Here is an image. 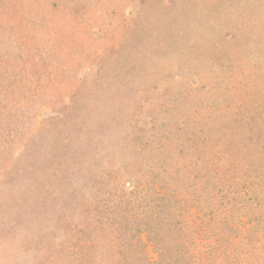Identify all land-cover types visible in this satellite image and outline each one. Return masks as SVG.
Wrapping results in <instances>:
<instances>
[{"label":"rangeland","instance_id":"1","mask_svg":"<svg viewBox=\"0 0 264 264\" xmlns=\"http://www.w3.org/2000/svg\"><path fill=\"white\" fill-rule=\"evenodd\" d=\"M0 264H264V0H0Z\"/></svg>","mask_w":264,"mask_h":264}]
</instances>
